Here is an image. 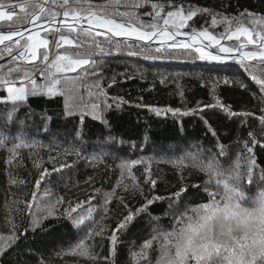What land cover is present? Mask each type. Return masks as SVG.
Wrapping results in <instances>:
<instances>
[{"label": "trees", "instance_id": "16d2710c", "mask_svg": "<svg viewBox=\"0 0 264 264\" xmlns=\"http://www.w3.org/2000/svg\"><path fill=\"white\" fill-rule=\"evenodd\" d=\"M61 2L47 0L46 10L59 13L56 19L63 17L64 9L59 8ZM134 2L137 0H123L107 11L112 18L122 21L126 18L116 13L131 10L127 5ZM138 2L141 7L135 11L145 24L152 19L149 15L153 12L152 4L163 5L161 15L175 10L173 5L185 10L195 9L196 16L187 22L190 27L181 28V33L198 34L204 29L219 39L227 37L226 24L219 22L222 16L234 19L248 13L255 14L257 19L264 17V0ZM22 3L25 0H0V10ZM37 3L45 6L44 0ZM90 3L105 5L109 0H90ZM209 13L216 14L217 23H213ZM22 15L18 7L16 16ZM16 16L13 21H0V30L27 26L28 23L17 24ZM159 23L163 27L162 20ZM244 23L254 31L264 27L253 26L249 21ZM235 27L233 24V31ZM169 30H173L171 26ZM61 34L69 38L76 36L67 28H61L55 40ZM44 35L50 42V54L63 51L55 47L48 32ZM93 38L97 43L107 39L92 33L91 37L82 38L84 46L91 47ZM20 41L23 45L25 39ZM228 45L237 48L240 42ZM6 46L14 48V55L23 50L14 43ZM6 46L0 47V74L9 65L23 63L14 62ZM102 47L103 54L97 50L94 57L100 61L95 69L102 73L100 90L93 87L94 78L82 80L83 73L78 71L67 74L75 87L73 90L70 86L63 95L30 96L19 103L14 113L11 101L0 102V139H5V147L0 148V237L11 234L13 223L19 236L11 246L6 239H0V248L4 249L0 264H144V260L133 253H139L144 242L157 232H171L177 226L178 215L207 203L206 188L216 190L214 179L210 180L209 174L201 171L199 163H207L218 151V144L226 150L225 156L217 158L219 167L229 169L245 152V144L253 138L259 141L252 146L258 186H249L250 191L249 188L245 191L255 196L264 188V180L260 179V170L264 169V120L261 119L264 117V87L259 84V80L264 79V68L259 61L241 63L233 59L226 63H208L199 61L197 52L190 48L152 47L115 39L111 45L102 43ZM33 63L44 66L42 60ZM35 78L38 84L45 82L38 71ZM0 91L4 89L0 87ZM218 101L238 115L233 117L216 106ZM94 103L100 105L97 113L91 108ZM109 104L111 107L106 106ZM69 105L74 109L71 114L67 111ZM177 109L179 112L175 111ZM97 114L101 118H96ZM10 116L14 119H9ZM18 143L27 146L12 154L9 149ZM180 160L183 167L178 166ZM125 163L130 166L128 170L121 167ZM148 169L157 182L155 188L146 182ZM42 172L46 173L43 179ZM38 179L41 180L39 187L36 186ZM136 183L149 197L167 198L182 184L199 187H189L186 203L172 202L170 207L168 199L157 200L146 212L137 214L126 230L117 233L113 254L109 238L118 222L145 203L138 191L133 192L131 188L126 191L122 187ZM113 191L123 198L127 207L116 198L105 203L107 194ZM26 202L32 205L30 210L25 209ZM69 204L76 208L72 215L79 214L82 218L79 225H74L64 215L69 211ZM45 208L53 217L61 218L46 219L44 230L33 231L30 220L37 213L43 214ZM101 227L102 235L95 236L94 241L86 240L87 244H94L96 261L73 251L85 233L91 228L99 231ZM148 254L151 264H156L158 244L153 243Z\"/></svg>", "mask_w": 264, "mask_h": 264}, {"label": "snow or ice", "instance_id": "6c2138e0", "mask_svg": "<svg viewBox=\"0 0 264 264\" xmlns=\"http://www.w3.org/2000/svg\"><path fill=\"white\" fill-rule=\"evenodd\" d=\"M44 2L47 3V0H44ZM122 2L123 0H109V3L105 5L93 6L90 0H62L59 3V8L64 9V19L60 20L59 23L66 26L67 31L76 34V36L69 38L68 35L61 34L59 35V39L55 40V36L60 29L48 31V35L53 37L55 41V47L57 49L63 48L62 52L58 51L54 54H50L49 39L41 38L39 30L28 35L23 45H21L20 40H13L14 37L23 36L21 31L0 32V45L8 41L23 48L22 51H19L18 55H14V48L6 46L8 56L14 62L21 61L23 63L16 64L15 66L9 65L0 74V87L4 89V91H0V101L5 103L11 101L14 105L12 109L14 113L19 103L27 101L30 96L38 94L49 97L63 95L70 86L73 90L75 87V82L70 80L67 74L77 73L78 71L83 73L82 80L88 77L94 78L93 87L100 90L102 73H98L95 70L99 66L100 61L94 57L97 55V50L100 54H103L104 48L102 47V43L111 45L113 37H134L139 41H150L153 38L159 37L161 43L166 39L174 40L176 36L182 34L188 35L187 32L181 33L180 29L190 27L187 22L192 20L197 14L195 9L189 8L185 10L182 6L173 5L172 7L175 10H168L166 11V15H161L163 5L152 4L153 12L149 14L152 19L145 24L135 11L141 7L137 0V2L127 5L131 10L116 13L126 18L118 22L117 19L112 18L107 9L113 5L119 6ZM18 7L24 15L16 16V23H31L37 26L38 29L42 26V23H48L51 26L59 15L56 11L46 10L44 4L37 3V0H25V3L18 5ZM46 12L47 16L45 15ZM209 14L213 17V23H217L216 14ZM14 15V13L0 11V19L3 20L13 21ZM161 20L163 27L159 23ZM85 21L89 27L81 28L77 32L76 26L81 25ZM245 21H249L253 26L264 25V17L257 19L255 14L250 16L248 13H244L242 16L234 19L222 16L219 20L220 23L227 26L226 36L228 40L234 38L239 40L241 37L246 38V43L240 44L237 48L223 46L220 39L207 30H199L198 35L214 42L215 45H219V53L230 54L238 52L241 63L245 61H259L260 67L264 68V27H261L259 31H254V29L245 26ZM233 24L236 25L234 31L232 30ZM169 26L173 30H169ZM93 27L95 29H105L104 32L96 31L95 36H107V39L101 43H97L95 42V38H93L92 46L85 47V41L82 38L91 37V29ZM145 28L148 30H144ZM191 40L195 44L197 34H192ZM65 45L68 47H64ZM249 45L253 46L256 50H242ZM170 47L188 49L192 47V44H172ZM159 50L157 48V51ZM195 51L200 53L199 58L202 60L209 58L212 60H222L225 58L219 53L212 54L211 52H205L199 47ZM37 60H42L44 64L42 68L40 65L33 63ZM25 65L30 67H26ZM245 67L247 68L248 65L245 64ZM36 71L44 76L45 82L43 84L37 83V79L35 78ZM17 81H19V85ZM227 82L225 81V83ZM259 84L264 87V79L259 80ZM5 96L7 100H3ZM106 106L111 107L110 104ZM216 106L227 110L229 115L233 117L238 115L228 105L220 104L219 101ZM205 107L212 106L206 105ZM91 108L93 113H97L100 105L94 103ZM73 110L72 105L67 107L69 114ZM175 111L179 112V109ZM157 114L159 115L160 113L157 112ZM96 118L101 117L97 114ZM9 119H14V117L10 116ZM261 119L264 120V117H261ZM212 135L215 136L216 133L213 131ZM258 143L259 141L253 138L249 143L245 144V152L242 153L241 158L237 160L235 166L229 169H221L219 167L217 158L225 156L226 150L222 144H218V151L212 158L207 163L202 161L199 163L201 171L207 172L210 180L214 179L216 185L215 191L205 189L208 192V202L192 207L188 211L178 215L175 218L177 226L171 232H157V235L153 236L150 240H146L140 252L133 253V256L144 260V264H151L148 250H151L153 243H156L159 246V256L156 264H264V188H260L255 196H250L245 191L249 186H258L256 160L252 147ZM22 146L27 145L18 143L9 149V151L15 154L16 149ZM2 147H5V139H0V148ZM241 160H243V163H241ZM132 163L136 162L133 161ZM178 166L183 167V160L178 162ZM121 167L128 170L130 166L125 163ZM148 172L149 175L146 182L152 188H155L157 182L152 178L150 169H148ZM45 175L46 173L42 172L41 179ZM181 179H183V176ZM260 179L264 180V169L260 170ZM40 182V179L36 181L37 187H39ZM122 187L126 191L129 188L133 192L138 191L144 197L145 203L137 208L135 212L130 211L118 222L116 229L113 230L109 238L113 254L116 251L117 233L126 230L134 221L137 214L146 212L149 206L157 200L168 199L170 207L172 202L177 205L186 203L189 187L198 188L199 185L189 186L182 184L177 191L172 192L167 198L158 195H152L151 197L145 195L138 183L122 185ZM32 195L34 198L35 193ZM113 198L119 199L121 204H124L123 198L117 196L115 191L107 194L105 203H110ZM124 206L127 207L126 204ZM31 208L32 205L26 202L25 209L30 210ZM74 212H76V208L69 204V211L64 215L74 225H79L82 222V218L79 214L73 216L72 213ZM52 218L60 219L61 217H53V213L45 208L43 214L37 213L34 215V219L30 220L29 226L33 231L37 228L44 230V221ZM11 229V234L6 238L0 237V239L7 240L8 246H11L19 239L17 235L18 229L14 223L11 225ZM27 230L25 229V231ZM103 231L102 227L99 231L91 228L74 246L73 251L76 254L87 256L89 259L96 261L98 257L94 252V244L89 245L86 243V240L92 239L94 241L95 236L102 235ZM3 250V248H0V254H2ZM104 259L107 261L108 258L105 257Z\"/></svg>", "mask_w": 264, "mask_h": 264}, {"label": "water", "instance_id": "95a60500", "mask_svg": "<svg viewBox=\"0 0 264 264\" xmlns=\"http://www.w3.org/2000/svg\"><path fill=\"white\" fill-rule=\"evenodd\" d=\"M46 5L47 3H45V8H46ZM64 19V17H60V18H57L55 22L57 21H60ZM119 22V21H118ZM32 24L31 23H28L27 26L23 27V28H18V29H3V30H0V32H3V33H6L8 31H21V30H25V29H28ZM43 27L40 29L39 33H44V32H48L50 30H55V29H61V28H66V26L64 25H60V26H53V25H49L48 23H42ZM77 29H81V28H88L87 26H84V25H77L76 26ZM92 33H95V31L91 30ZM198 35V34H197ZM28 35H24V36H21V37H15L13 38V40H23L27 37ZM180 37H186V38H189L191 37V35H179ZM100 37H107V36H100ZM113 39L115 40H118V41H122V42H128V43H137V44H142V45H147V46H152V47H166L168 45H172V44H176V43H172V42H168V43H160V44H156V43H150V42H144V41H139V40H136V39H130V38H124V37H113ZM233 40V39H232ZM229 40L227 39V37L225 38V42H228ZM9 44H12L11 42H8V41H5L4 44L0 45V47H3V46H6V45H9ZM207 50H211V47L210 46H206L205 47ZM247 48H253V46L249 45ZM192 50H195L194 48H190ZM199 53V52H198ZM237 55H239V53H235L231 58L230 60H233L234 57H236ZM236 59V58H235ZM230 60H212V61H205V60H201L202 62H208V63H226Z\"/></svg>", "mask_w": 264, "mask_h": 264}, {"label": "bare ground", "instance_id": "6f19581e", "mask_svg": "<svg viewBox=\"0 0 264 264\" xmlns=\"http://www.w3.org/2000/svg\"><path fill=\"white\" fill-rule=\"evenodd\" d=\"M53 26H60L61 24L59 23V21L57 22H54L52 24ZM81 25H84V26H87V23L86 21L85 22H82ZM43 27V25L41 27H39V29L37 28V26H34L33 24L28 28V29H25V30H21V32L23 33V36L24 35H30L32 33H35L37 30L40 31V29ZM93 31H101V32H104L105 29H95L94 27L91 29ZM110 35V34H109ZM17 37H21V36H17ZM15 38V37H14ZM124 38H130V39H135L134 37H124ZM245 38V37H244ZM242 38V39H244ZM235 39V38H234ZM144 42H150V43H156V44H160L161 43V40L159 37H156V38H153L152 40L150 41H144ZM168 42H172V43H179V44H183V43H187V44H192V48L196 49L197 47L201 48L203 51L206 50V46H207V39L206 38H203V37H200L199 35H197V41L195 44L192 43V40H191V37L189 38H186V37H180V36H176L175 39H166L163 41V43H168ZM212 45H215L214 42H211ZM222 44V43H221ZM206 52V51H205ZM1 102V101H0Z\"/></svg>", "mask_w": 264, "mask_h": 264}, {"label": "rangeland", "instance_id": "374dc122", "mask_svg": "<svg viewBox=\"0 0 264 264\" xmlns=\"http://www.w3.org/2000/svg\"><path fill=\"white\" fill-rule=\"evenodd\" d=\"M11 8V7H10ZM51 31V30H50ZM45 33H47V32H44V33H39L40 34V37L41 38H46L45 37ZM95 34V33H94ZM242 38H244V37H241L239 40H237V39H233V40H229L228 42H225V38L224 39H220V41H221V43H222V45L223 46H225V47H230L229 45H228V43H230V42H240V44H242V43H246V38H244V39H242ZM219 39V38H218ZM241 40H244V42H241ZM207 46H210L211 47V50H205L206 52H211L212 54H217V53H219V45H212L211 44V42L212 41H209V40H207ZM176 45H180L179 43H176ZM168 46H170V45H168ZM178 48H181V47H178ZM243 51H248V50H256L255 48H245V49H242ZM195 51V50H194ZM197 54L200 56V53H198L197 52ZM220 55H222V56H224L225 58L223 59V60H230V58L235 54V53H230V54H223V53H219ZM236 56V55H235ZM237 59V60H239V55H237L236 57H234V59ZM202 59H199V61H201ZM203 60H205V61H212V59H203ZM38 61V60H37ZM240 61V60H239ZM36 62V61H35ZM245 62H247V63H250V62H252V61H245Z\"/></svg>", "mask_w": 264, "mask_h": 264}, {"label": "built area", "instance_id": "2783aa9c", "mask_svg": "<svg viewBox=\"0 0 264 264\" xmlns=\"http://www.w3.org/2000/svg\"><path fill=\"white\" fill-rule=\"evenodd\" d=\"M0 11H4V12H8V13H14L15 15H17V13H18L17 7H11V8L9 7V8H6L5 10H0ZM1 20H3V19H0V21Z\"/></svg>", "mask_w": 264, "mask_h": 264}, {"label": "clouds", "instance_id": "9594fccd", "mask_svg": "<svg viewBox=\"0 0 264 264\" xmlns=\"http://www.w3.org/2000/svg\"><path fill=\"white\" fill-rule=\"evenodd\" d=\"M12 7H17V6H12ZM6 8H4L3 10H5ZM17 9H18V7H17ZM18 14V13H17ZM16 16V15H15ZM14 17V16H13ZM2 21V20H1Z\"/></svg>", "mask_w": 264, "mask_h": 264}]
</instances>
